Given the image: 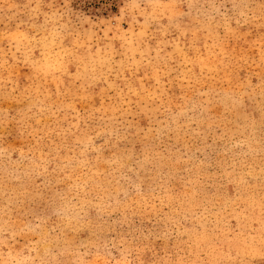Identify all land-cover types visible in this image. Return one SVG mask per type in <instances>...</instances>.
Instances as JSON below:
<instances>
[{"label":"rangeland","instance_id":"374dc122","mask_svg":"<svg viewBox=\"0 0 264 264\" xmlns=\"http://www.w3.org/2000/svg\"><path fill=\"white\" fill-rule=\"evenodd\" d=\"M0 264H264V0H0Z\"/></svg>","mask_w":264,"mask_h":264}]
</instances>
